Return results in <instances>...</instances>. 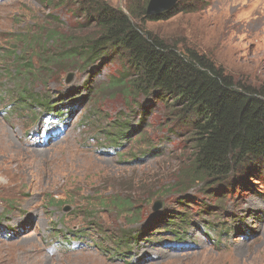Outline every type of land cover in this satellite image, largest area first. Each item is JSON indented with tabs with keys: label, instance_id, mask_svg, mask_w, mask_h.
<instances>
[{
	"label": "rangeland",
	"instance_id": "374dc122",
	"mask_svg": "<svg viewBox=\"0 0 264 264\" xmlns=\"http://www.w3.org/2000/svg\"><path fill=\"white\" fill-rule=\"evenodd\" d=\"M99 1L129 16L148 2ZM176 6L130 17L264 88V0ZM87 11L0 0V264H264V162L194 176L190 116L130 87L114 51L85 53Z\"/></svg>",
	"mask_w": 264,
	"mask_h": 264
},
{
	"label": "trees",
	"instance_id": "16d2710c",
	"mask_svg": "<svg viewBox=\"0 0 264 264\" xmlns=\"http://www.w3.org/2000/svg\"><path fill=\"white\" fill-rule=\"evenodd\" d=\"M82 3L88 16L96 17L98 30L82 47L85 53L114 51L124 69L121 79H128L130 87L161 100L169 97L173 107L190 116L194 176L216 182L248 159L264 162V88L235 82L222 67L194 51L167 45L131 18L142 23L166 19L178 5L159 15L129 7L130 17L104 1ZM32 98L27 99L43 105Z\"/></svg>",
	"mask_w": 264,
	"mask_h": 264
},
{
	"label": "water",
	"instance_id": "95a60500",
	"mask_svg": "<svg viewBox=\"0 0 264 264\" xmlns=\"http://www.w3.org/2000/svg\"><path fill=\"white\" fill-rule=\"evenodd\" d=\"M177 1L178 0H148L145 8L146 14L159 15L170 11L176 6Z\"/></svg>",
	"mask_w": 264,
	"mask_h": 264
},
{
	"label": "bare ground",
	"instance_id": "6f19581e",
	"mask_svg": "<svg viewBox=\"0 0 264 264\" xmlns=\"http://www.w3.org/2000/svg\"><path fill=\"white\" fill-rule=\"evenodd\" d=\"M6 141H7V140H6ZM0 143H2V144H0V147H3V145H4L5 142H4V141H0ZM6 150H7V149H6ZM10 151H11V150H10ZM7 152H8V151H7ZM3 161H4V159H3ZM7 161H8V160H7ZM4 162H6V161H4ZM4 162H3V163H4ZM6 169H7V168H6ZM8 169H9V168H8Z\"/></svg>",
	"mask_w": 264,
	"mask_h": 264
}]
</instances>
